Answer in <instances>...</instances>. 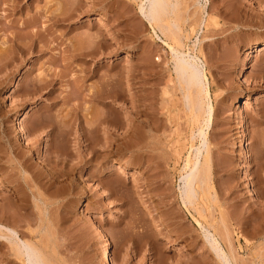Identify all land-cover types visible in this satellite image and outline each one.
Returning <instances> with one entry per match:
<instances>
[{"label": "rangeland", "instance_id": "obj_1", "mask_svg": "<svg viewBox=\"0 0 264 264\" xmlns=\"http://www.w3.org/2000/svg\"><path fill=\"white\" fill-rule=\"evenodd\" d=\"M176 1L169 40L138 0H0V225L52 264H223L201 226L229 264H264V50L249 52L264 0ZM169 47L202 61L209 126L190 118ZM202 133L211 190L183 205ZM117 162L130 167L101 174ZM2 242L0 264H24Z\"/></svg>", "mask_w": 264, "mask_h": 264}, {"label": "bare ground", "instance_id": "obj_2", "mask_svg": "<svg viewBox=\"0 0 264 264\" xmlns=\"http://www.w3.org/2000/svg\"><path fill=\"white\" fill-rule=\"evenodd\" d=\"M138 1L140 3L139 10H140L142 16L146 20L154 23L153 25H156V27L158 28L160 33L164 37H166V39L168 38L169 40H175L178 37L177 36V35H179V34H177V33H179L178 32L179 26L177 24L178 22L176 19L171 18V16L173 14L177 13V11L179 10L178 8L180 7L179 6L180 3H178V1H176V0H138ZM71 10L72 9L70 7L69 9H66V12L68 11V13H69V12H71ZM61 12L62 13L59 15L52 16L51 20L59 23V22H64V21H67L70 19L71 14L65 13L63 11H61ZM112 19H114L113 15H112ZM113 21H115V20H113ZM102 38H104V37H102L100 34H99V36H96V37L90 36V41L89 42L86 41V43H102L103 42ZM84 42H83V44H84ZM30 43H33V40ZM79 43H82V42H79ZM22 46H24V45H22ZM31 46H33V45H31ZM84 47H85V45H84ZM78 48H79V45H78ZM93 49L90 46V47H87L85 49H82V48L79 50L75 49V50H73V52H74L75 56H77V57L81 56L83 58V56L84 57L91 56L93 53H95V51H93ZM169 49L171 51V53H170L171 60L170 61H172V63H173L172 72L175 75L174 80H176V82H175L176 86H178L184 93L183 94V97H184L183 101L185 102V106L189 110L188 113L190 114V118L198 127H200L201 125L203 126V124H205L206 126H209V124L211 122L210 117L212 116V110H211L210 104L208 103V101H210V100H208L209 99V92H208V88H207V79L205 77V70H204V66L202 64V61L199 59V57L197 58V57L191 56L190 54H187V53L185 54L184 52H182L180 50H175L173 47H169ZM258 50H259V52L263 51L264 45H259V46L255 45L251 48V51H249V52H251V53H252V51L258 52ZM169 77L170 78H169L168 82L172 83L173 80L171 78L172 77L171 74L169 75ZM38 86H40V85H38ZM166 86H165V88H166ZM173 86H174V84H173ZM42 88H44V86ZM172 90H174V89H172ZM164 94L166 95V98H167V94H169V91L165 90ZM206 102L208 103V106H207ZM206 106H207V108H206ZM183 107H184V105H183ZM206 109H208V110L206 111ZM26 119H27V117H26L25 113H23L22 116L17 120L18 123L17 124L15 123L16 133L18 134L20 141H25V139H26V135H27L26 131H25ZM107 119H105V120H107ZM98 120H99V118H98ZM248 136H249V131H248V129H246L244 137L246 138ZM201 137H202V143L198 148L195 149V159L192 162L190 169L188 170V172L185 175H182L180 177V188H179L180 192L179 193L181 195V202L183 205H186L187 203L192 202V200H195L194 198L195 197L197 198V196H198L197 194H199V191L204 190V191L208 192V189L210 187V186H208V183L210 181L209 180V178H210L209 177L210 176V173H209L210 172V166H212L211 162L213 161V160L211 161L212 155H210L212 153H211L209 140L207 139V135L202 133ZM249 157H250V152L248 150H245L243 152V156H242L243 160H247ZM129 167H130L129 164L126 162H117L112 166V168H103L104 170H102L101 174H108V173H111V171L123 172V171L127 170ZM210 190L211 189H209V191ZM200 196H202V195H200ZM206 196L208 197L207 193H206ZM204 198H205V196H204ZM199 200H201L203 202L202 199H199ZM35 203H38V202H35ZM201 203H200V205H201ZM207 210H210V209H207ZM203 213H204V211H203ZM194 221L196 222L195 219H194ZM1 223L2 222H0V224ZM201 228H203V230H204L203 231L204 232L203 238H204V240H206L205 242H207V244H209V246L212 248L211 249L212 251L214 250L217 253V255L220 258V259L219 258L218 259L221 260V263L223 262V264H229V260L223 254V251L220 247L219 241L215 237V235L211 232V230L206 229L205 227H202V226H201ZM210 228H211V226H210ZM44 229L45 228H43V230L41 229V231H43V232L46 231ZM16 231L17 230H14L12 228L7 227L6 224L0 225V240L1 241L3 240L2 243L5 244V242H6L8 244L10 251H12V255L15 257V259H18L21 262H24V264H52L49 261L50 259H48V256H47L48 254L45 251L46 248L43 246L44 242L43 243L42 242H36V241L34 242V241L30 240V241L21 242L22 244L19 245L16 241L18 239V233ZM102 259H103L102 260L103 264H112V260L108 256L107 257L104 256V258H102ZM54 264H56V263H54Z\"/></svg>", "mask_w": 264, "mask_h": 264}]
</instances>
